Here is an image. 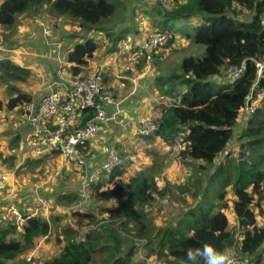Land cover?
<instances>
[{
    "label": "trees",
    "instance_id": "16d2710c",
    "mask_svg": "<svg viewBox=\"0 0 264 264\" xmlns=\"http://www.w3.org/2000/svg\"><path fill=\"white\" fill-rule=\"evenodd\" d=\"M173 1L171 10L156 4L154 10L159 16L152 23L171 35L167 46L174 43V33L182 31L174 22L192 26L194 32L189 29V33L182 34L201 47L202 53L184 56L173 71L158 78L155 90L168 104L154 122L157 129L141 137L180 147L178 157L184 163L190 162L199 174L184 189L195 203L181 210L174 224L150 226L146 208L165 197L170 188H160L145 171L124 179L129 162L121 160L111 172L100 173L84 191L90 192L93 199L91 210L72 213L88 220L91 228L78 237L77 230L66 225L62 228L64 241L60 251L43 264H149L153 257L158 264H187L186 251L205 242L220 250L235 251L246 264H262L264 227L258 223V211L264 212V78L257 83L256 61L264 58V0ZM42 7L79 21L83 34L110 31L105 37L114 48L123 40L115 37L117 28L112 21L118 5L111 0H0V27L10 32L19 16H34ZM127 18L123 17L120 23L126 26L125 30L131 29ZM0 35L4 42L9 40L8 34ZM97 47L94 38L86 37L67 51L73 76L82 77L80 74ZM143 52L145 60L150 54ZM0 64L4 71L15 74L16 66L11 61ZM243 65L245 70L240 76H227L230 69ZM248 101L255 106L253 113L247 111ZM30 103L32 96L19 92L5 105L9 110L17 108L23 112ZM85 113L80 126L93 118L95 110L87 109ZM242 115L246 122L237 139V154L227 153L221 161ZM85 151L88 152V144ZM120 156L125 154L121 152ZM33 157L28 154L22 164L31 166ZM11 160L15 162L16 156ZM75 168L84 173L83 177L91 171ZM63 198L71 202L80 196L72 192L60 199ZM19 207L23 218L20 224H16L11 211V222L15 223L0 224V264H30L27 255L51 235L49 221ZM96 209L111 215L97 218ZM229 210L235 214V225L231 224ZM18 231L20 238L13 236ZM139 252L143 253L141 258Z\"/></svg>",
    "mask_w": 264,
    "mask_h": 264
},
{
    "label": "rangeland",
    "instance_id": "374dc122",
    "mask_svg": "<svg viewBox=\"0 0 264 264\" xmlns=\"http://www.w3.org/2000/svg\"><path fill=\"white\" fill-rule=\"evenodd\" d=\"M157 3H159L158 0H145L143 5L141 0L140 4L142 6H136V10L132 11L134 14L129 20L130 25L127 24L131 29H117L115 37L121 36L123 40L118 43L116 48L105 37V33L107 34L110 31L102 30L98 33L94 32V34H89L90 32L84 34L86 37L94 38L98 43V47L94 52L93 58L85 67L86 69L84 68L80 75L83 77L98 73L101 76L106 90L112 92L114 96L112 106L115 108L113 113L115 115L112 121L117 125H119L118 117H120L118 114H122L120 100L124 98V95H133L132 91L135 87L143 89L146 92V96L148 95L145 99L150 105L153 104L152 109H146L147 114L142 119L144 121L140 122V126L136 129L135 126H131L132 129H128V131L121 132L118 135L116 130L113 133L110 132V139L107 138L108 144L110 143V149H107H116L118 152L125 154L124 157H120L122 162H129L127 172L123 175L124 179H128L129 176L136 172L145 171L155 178L160 188L167 186L170 188L169 193L165 197H160L156 203L146 208L150 226L163 228L174 224L177 217L180 216L181 210L184 209L185 211L194 205L195 199L192 198L190 193L185 192L184 189L191 184L193 179L199 177V174L190 162L184 163L178 157L180 150L178 145L163 142L159 139L146 140L141 137L139 130L145 124L154 123L162 112V107L168 104V102L161 100L157 90H155L158 78L173 71L184 56L190 53L201 54L202 48L196 46L191 39L182 34V32L189 33V29L191 32L193 27H187L184 22L177 21L174 24L177 29L182 31L174 33V43L171 46L165 45L152 50L150 56L148 55L144 60V41L153 33L160 32L159 27L152 23L159 16L154 10ZM159 4L169 10L175 6L173 0L166 3L160 2ZM146 10L151 12L147 13L148 11ZM130 11L127 8L118 7L112 21L115 29L120 26L124 15L126 16ZM32 15L28 17L31 18ZM33 17L35 24H22L20 20L24 17L23 15L19 16L17 25L10 32L0 27V33L8 34L9 36V40L6 42H4L3 36H0V56L9 54L6 49L16 45L18 39L22 41L25 32L28 34L27 37L30 34L32 39L39 38L48 42L56 39L64 41L72 38L73 41H79L78 38H81V36H76V34L81 33V30L78 26L79 21L75 19L72 20L68 16H58L45 7L36 10ZM58 21L59 23H64H60L57 27L56 23ZM31 24L32 27L30 28ZM41 24L49 25L52 28V32L46 34ZM59 28H62L60 35L57 33ZM168 35L171 37L170 34ZM86 37L83 36L82 39ZM63 68H66L65 65ZM13 72L15 74L11 75L10 70L8 72L7 70L4 71L0 64V102H2L0 105V171L13 173L6 183V189L4 191L0 190V224L7 226L9 223H15V221L11 222L12 218L9 213L13 212L14 215L15 213H20L19 206V208L35 212L49 221L52 225L51 235L44 237L33 251L27 255V261H30V264H43L44 261L60 251L64 241L62 228L66 225L73 226L77 230L76 236L78 237L84 236L85 231L91 228V223L88 220L79 216L74 217L72 213L75 210L90 211L93 199L89 195L90 192H84L80 187L84 173L77 170L72 164L67 163L59 153L49 156L48 153L37 155L32 151L28 152L35 156L33 157L35 161H33L31 166L23 165V161L20 162L17 157L16 161L12 162V157L17 154V134L20 131V128L17 127V122H19L17 120L22 119L23 115L27 118V114L20 110H15L11 113V110L6 108L5 103L19 92L26 93V84L35 86L39 82L38 79H33L31 80L32 82H29L26 77H22L33 73L32 69L25 71L24 69H18L16 66ZM117 82H121L122 85L117 84ZM119 93L122 95L118 98L117 95ZM127 114H123L120 120L126 119ZM245 122V117L242 115L236 127L235 136L231 140L224 156L220 158L221 161L227 153L237 154L238 145L236 143L242 128L245 126ZM127 124L129 125V123ZM111 145H113V148ZM85 154H87L86 151ZM25 157L23 156L22 160ZM214 170L213 168L212 172ZM72 192H77L80 198L71 202H67L64 198L60 199ZM79 192H81V195ZM94 212L97 218L100 219L111 215L109 212L98 209ZM227 214L231 224L235 225L236 217L234 212L229 210ZM13 220H15V217ZM18 222L20 224L21 221L17 220L16 224ZM258 223L264 227V212L259 213L258 211ZM19 229H21V225ZM13 236L16 238L21 237L19 231ZM231 253L233 256L239 257L235 251H231ZM139 254L141 258L143 253L139 252ZM148 263L158 264V261L153 257L148 260ZM242 263L246 264L245 262ZM262 264H264V258Z\"/></svg>",
    "mask_w": 264,
    "mask_h": 264
},
{
    "label": "built area",
    "instance_id": "2783aa9c",
    "mask_svg": "<svg viewBox=\"0 0 264 264\" xmlns=\"http://www.w3.org/2000/svg\"><path fill=\"white\" fill-rule=\"evenodd\" d=\"M158 1L159 3H166L170 0ZM262 24L264 26V19ZM41 25L46 34L52 32L49 25ZM169 40L170 36L166 32H156L147 37L143 47L145 51L151 54L152 50L167 45ZM4 58L6 59V57ZM256 68L258 83L261 78H264V58L256 61ZM244 70V65L239 69H230L227 76L236 78ZM63 84L62 81L52 85L53 88L41 98L37 106L30 103L24 107L27 121L33 130L32 152L37 155L59 153L67 163L77 168H87L84 149L102 132L104 126L113 120L115 114L109 115L107 109L114 103V96L112 92L106 90L98 73L79 77L71 82L69 88L61 91L58 87L63 86ZM252 100L250 99V101ZM246 105L249 113L255 111V106L251 105L249 101ZM87 109H94V116L85 125L80 126ZM156 129L157 126L151 122L145 124L139 131L141 135H149ZM120 157L118 150H109L107 161L87 172L83 177L80 184L81 189L87 190L100 173L111 172L120 164ZM12 175L11 172L0 171L1 191L6 189V183ZM15 215L18 221H23L19 213H15ZM234 257L239 261V264H243L238 257Z\"/></svg>",
    "mask_w": 264,
    "mask_h": 264
},
{
    "label": "crops",
    "instance_id": "0c3cea01",
    "mask_svg": "<svg viewBox=\"0 0 264 264\" xmlns=\"http://www.w3.org/2000/svg\"><path fill=\"white\" fill-rule=\"evenodd\" d=\"M111 1L116 2L118 7H122V9L127 8L128 11L131 10L129 13L126 14V16H124L125 20L128 19L127 17H129L130 19L132 18L134 14L133 10H136V6L138 5L142 6L141 5L142 3L140 4L141 0H111ZM142 1L144 5L145 0ZM146 11H148L147 13L151 12L149 10ZM23 17L24 18L20 20L22 24L34 23L33 16L31 18L28 16H23ZM60 23H64V22H60ZM60 23L58 21L56 23V26L58 27ZM37 25L39 24L37 23ZM29 27L31 28L32 24ZM119 28L121 30H125L126 26L122 23L120 26H118L117 29ZM60 30H62V28H59V31L57 32L59 35L61 34ZM92 33L94 34V32H90L89 34ZM23 35H24V39L22 41L18 39L16 45H13L10 49H6L8 50L9 54L0 56V62H5V60L6 61L9 60L12 62V64L17 66L18 69H24L25 71H29L31 69L33 70V73L23 75L22 77L23 78L26 77L29 82H32L31 80L33 79L39 80V82L35 86L34 85L29 86L27 84L25 85L26 86L25 92L32 96L33 102L37 106L41 98L53 88L52 85H54L56 82L63 81L64 83L63 86L58 87L59 90L63 91L66 88L70 87L72 81L79 78L70 74L71 72L69 73V66L66 63L65 55L67 51L72 49L76 43L83 41L82 38L84 34L82 32L76 34V36H81V38H78L79 41H73L72 38V39H65L64 41H61L60 39H56V40H51V42L39 38L32 39L30 37V34L29 37H27L28 34H26V32ZM4 57H6V59ZM64 65L66 68H63ZM117 84L120 85L121 82L119 83L117 82ZM132 93L134 94L124 95V98L120 100L122 114H118V115L121 117L123 114L128 113L126 119H123V121H121L120 117H118L119 125L115 124L113 121L107 123L104 126L102 132L88 144V152L86 158L88 164L87 168L89 170H93L94 168L102 165L104 162L107 161L108 152H109L108 149H110L109 146L110 143L108 144L109 141L107 140V138L110 139L109 138L110 132L113 133L116 130L118 135L121 132H125L128 131V129H132L131 126H135L136 129L138 126H140V122L144 121L142 119L147 114L146 109L148 108L152 109L151 107H153V104L150 105L149 102L145 99L147 98L148 95L146 96V92L143 89L141 88L139 89L135 87ZM119 94L117 95L118 98L122 95L121 93ZM15 110L18 109L16 108L14 110H11V113ZM23 112H25V110ZM107 112L110 113L111 115L115 112V108L111 106L107 109ZM17 121H19L17 122V127L20 128L19 129L20 131L17 134L16 157L18 158V160H20V162H22L23 161L22 157L27 156L29 154L28 152L32 151L33 130L29 125L25 115H23L22 119H19ZM127 123H129V125ZM111 147L113 148V145H111Z\"/></svg>",
    "mask_w": 264,
    "mask_h": 264
},
{
    "label": "clouds",
    "instance_id": "9594fccd",
    "mask_svg": "<svg viewBox=\"0 0 264 264\" xmlns=\"http://www.w3.org/2000/svg\"><path fill=\"white\" fill-rule=\"evenodd\" d=\"M187 264H239V261L227 250L217 249L209 242L203 243L195 249H188L185 253Z\"/></svg>",
    "mask_w": 264,
    "mask_h": 264
},
{
    "label": "bare ground",
    "instance_id": "6f19581e",
    "mask_svg": "<svg viewBox=\"0 0 264 264\" xmlns=\"http://www.w3.org/2000/svg\"><path fill=\"white\" fill-rule=\"evenodd\" d=\"M84 197V196H83Z\"/></svg>",
    "mask_w": 264,
    "mask_h": 264
}]
</instances>
